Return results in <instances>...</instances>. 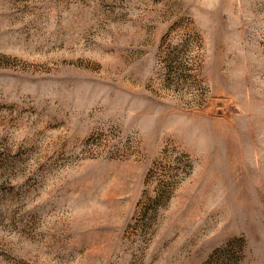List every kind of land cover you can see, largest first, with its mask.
I'll use <instances>...</instances> for the list:
<instances>
[{"label": "rangeland", "instance_id": "rangeland-1", "mask_svg": "<svg viewBox=\"0 0 264 264\" xmlns=\"http://www.w3.org/2000/svg\"><path fill=\"white\" fill-rule=\"evenodd\" d=\"M0 264H264V0H0Z\"/></svg>", "mask_w": 264, "mask_h": 264}]
</instances>
